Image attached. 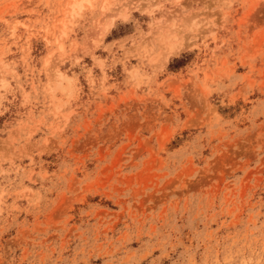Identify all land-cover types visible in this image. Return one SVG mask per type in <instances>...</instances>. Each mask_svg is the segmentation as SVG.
<instances>
[{"label":"rangeland","instance_id":"1","mask_svg":"<svg viewBox=\"0 0 264 264\" xmlns=\"http://www.w3.org/2000/svg\"><path fill=\"white\" fill-rule=\"evenodd\" d=\"M0 264H264V0H0Z\"/></svg>","mask_w":264,"mask_h":264}]
</instances>
